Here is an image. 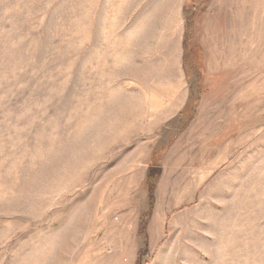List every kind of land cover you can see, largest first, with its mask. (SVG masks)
Here are the masks:
<instances>
[{"label": "rangeland", "instance_id": "1", "mask_svg": "<svg viewBox=\"0 0 264 264\" xmlns=\"http://www.w3.org/2000/svg\"><path fill=\"white\" fill-rule=\"evenodd\" d=\"M0 264H264V0H0Z\"/></svg>", "mask_w": 264, "mask_h": 264}]
</instances>
